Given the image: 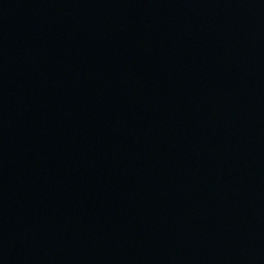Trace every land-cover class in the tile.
Masks as SVG:
<instances>
[{
	"label": "water",
	"instance_id": "1",
	"mask_svg": "<svg viewBox=\"0 0 264 264\" xmlns=\"http://www.w3.org/2000/svg\"><path fill=\"white\" fill-rule=\"evenodd\" d=\"M0 264H264V0H0Z\"/></svg>",
	"mask_w": 264,
	"mask_h": 264
}]
</instances>
